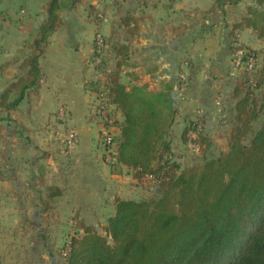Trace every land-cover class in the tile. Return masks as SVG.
<instances>
[{"label":"crops","instance_id":"1","mask_svg":"<svg viewBox=\"0 0 264 264\" xmlns=\"http://www.w3.org/2000/svg\"><path fill=\"white\" fill-rule=\"evenodd\" d=\"M48 1L1 0L0 91L26 73L27 69L22 65L29 56V45L47 19ZM62 2L61 23L40 56L42 79L39 88L28 91L17 110L4 112L0 117V124L5 127L0 137L9 142L13 137L24 142L17 149L7 151L22 154L16 167L20 173L14 180L6 177L0 180V199L9 197L12 200L11 189L7 187L15 183L23 187L18 196L24 206L31 196L38 202L43 195L42 202L56 201L58 204L56 209L54 206L53 209L43 207L41 213H75L78 210L88 213L91 211L90 199L100 203L99 212L112 213L118 197L134 192V187L128 184L138 182L128 167L112 163L110 166L105 159V149L99 146L101 125L95 123L92 113L94 94L90 86L95 71L91 62L96 55V34L100 32L108 41L107 55L111 63L117 57L111 49L112 44L129 45V64L122 68L126 84L145 85L151 91L161 90L176 80L180 72H186V61H190L195 70L188 88L180 94L176 125L183 132L189 120L200 118L209 133L210 125L219 118L213 99L217 87L225 83L232 87L235 81L237 72L232 45L234 41L244 42L241 38L252 33L251 29L234 28L251 3L219 7L217 0H104L103 12L108 19L98 23L92 10L95 6L100 9L101 4L96 5L95 0ZM126 17L136 23L134 34L126 32L127 27L122 23ZM207 77L210 79L205 80ZM64 107L65 115L60 116ZM115 114L117 121H122L121 113ZM69 128L76 131L78 144L65 167L58 150L53 148L51 134L61 140V133ZM118 133L116 126L115 135ZM30 141L37 145L32 148ZM177 142L174 140V147L181 156L183 151ZM179 143L188 149V144L182 140ZM33 149L39 155L31 160L29 156ZM7 154L3 157L4 163H0V170H5L4 176L12 169L11 155ZM24 176L29 177L28 180ZM51 186L61 189L62 196L53 199L46 196L44 193ZM30 188L34 189L33 194ZM27 210L9 207L2 212L9 213L0 220L3 264L23 263L19 251L16 261L9 262L10 250L3 243L8 237L4 227L7 218H20L17 213H29Z\"/></svg>","mask_w":264,"mask_h":264},{"label":"trees","instance_id":"2","mask_svg":"<svg viewBox=\"0 0 264 264\" xmlns=\"http://www.w3.org/2000/svg\"><path fill=\"white\" fill-rule=\"evenodd\" d=\"M240 1L217 0V5ZM63 6L62 0L47 2V19L22 65L26 73L0 91V113L17 110L27 92L39 88L40 56L61 23ZM246 11L234 28L251 29L264 42V0H255ZM122 23L129 35L135 33L137 26L130 17ZM111 49L117 57L111 66L103 57L105 81L100 91L107 92L114 114L122 115V121H116L114 166L131 169L138 184L154 186L156 195L142 200L117 198L104 234L80 223L65 264H264V122L257 129L253 126L259 119L255 92L264 84V64L261 67L257 53L238 44L231 48L234 62L239 51L244 55L233 84L234 124L228 151L212 155L204 123L191 119L181 140L189 147L196 144L202 157L199 163L183 166L172 128L193 64L187 60L188 73L180 72L161 90L151 91L145 85L123 82L129 45L115 42ZM99 55L96 45L93 63ZM251 58L255 73L247 68ZM47 192L52 199L62 196L56 186L47 187ZM55 202H44L45 208L51 209Z\"/></svg>","mask_w":264,"mask_h":264},{"label":"rangeland","instance_id":"3","mask_svg":"<svg viewBox=\"0 0 264 264\" xmlns=\"http://www.w3.org/2000/svg\"><path fill=\"white\" fill-rule=\"evenodd\" d=\"M96 5H100V9L96 6L94 10V17H96L97 22L99 21H107L108 17L103 12V1L95 0ZM240 2L244 3H251L250 5H253L255 3V0H241ZM249 6L246 7V9ZM247 11H245V14ZM103 15L104 19L100 18L99 16ZM252 31V30H251ZM97 35V34H96ZM237 39V37H235ZM244 42H235L234 46L238 47L239 45L245 46L248 49L254 50L257 55L259 56V64H264V42L260 40L256 33L254 31L248 32L243 38H241ZM108 46L103 51L102 57H106L109 64L113 65L111 63V59L108 57ZM107 52V53H106ZM92 65L95 66V62H91ZM103 63L101 67V71H99V75L92 74V77L90 79V86H91V92H93V97L91 98V109L92 113L95 118V123L99 126L101 125V132L99 133V146L101 149H105V142L103 141L102 135V114L101 109L99 106V101L96 97L98 93H101V89L103 88V81L105 78H103ZM188 73V68L186 67ZM236 69V67H235ZM185 73V72H184ZM180 75V74H179ZM178 75V77H179ZM105 77V76H104ZM210 77L205 78V80H209ZM100 81V84L97 83ZM189 84V79H188ZM234 84V83H233ZM231 85V84H230ZM185 88H188L187 86ZM99 89V90H98ZM187 90V89H186ZM221 91V92H219ZM103 92V91H102ZM188 93V92H187ZM232 93H233V85L230 87L227 85V83L223 84V86L218 85L217 91L214 95V103L215 107L218 111L219 118L218 120L211 124L209 129L210 132L206 133L209 135L212 141V146L210 147V153L212 155H219L220 153L228 151L229 148V132L233 128V120L232 116H234L231 113V107H234V100L232 99ZM256 93V98L258 101V111H259V119L254 122L253 126L257 129L261 126V124L264 122V84L259 88ZM220 95L223 99L222 105H218L216 103V97ZM64 110L65 107L63 108ZM228 109V111H227ZM221 111V113H220ZM230 111V112H229ZM3 116V113H0ZM228 115V116H227ZM228 117L229 121L225 119V117ZM226 117V118H227ZM112 118L117 121L116 114H112ZM5 127L3 124H0V133L4 132ZM14 131H16L14 129ZM182 129L176 125V122L172 128V136L175 141H178L177 143L180 145V152L181 154V163L183 166H191L196 163L200 162L202 150L199 151L194 150L193 148H188L181 146L179 141H181L182 136ZM63 133H61L62 136ZM60 136V137H61ZM53 138V148L54 150H58L59 155L61 156L62 165H65V167H68V162L70 161L68 155L65 154V147L62 142V138L56 139V136H52ZM78 138V137H77ZM24 142L17 140L15 137L9 142L4 140L3 137H0V163H4V155L7 154L8 149H16ZM30 145L32 148L37 145L33 141H30ZM39 145V144H38ZM41 145V144H40ZM191 145V144H190ZM18 146V147H17ZM39 147V146H38ZM116 147V146H115ZM175 148V147H174ZM191 149V150H190ZM34 150V149H33ZM176 150V148H175ZM64 152V153H63ZM37 153V154H35ZM11 155L10 160V166L12 169L6 172L5 176L2 175L4 173V169L0 170V180H2L4 177L6 178H18L17 175H19L20 171L16 169L18 162L22 158L21 153H8ZM7 154V155H8ZM9 155V156H10ZM37 155H39L38 151L33 152L31 156V160L33 158H36ZM103 159V157H102ZM7 163V162H6ZM110 164L109 162H107ZM110 166H113L110 164ZM16 176V177H15ZM26 180H28L29 177L24 176ZM25 180V181H26ZM11 185V186H10ZM8 189H11L12 193V200L9 197H6L5 199H0V220L3 219L2 217L4 215H7L9 213H2L6 208H15V209H21L22 210H30L29 213H17L20 214L21 217H13V218H7L6 224L4 227V230L6 231L7 238L5 240V245L7 246V249L10 250L9 253V262L14 263L16 261V253H20L22 264H65V255L67 253V250L70 246L71 238L76 234V231H78V226L80 223H84L88 226L94 227L97 231L104 234V228L108 223V219L115 213V209L112 213L107 211L106 213L99 212V204L96 200L93 201V199H90V208L91 211L88 213H83L81 210L75 211V213H41L40 210L45 207V203L42 202L44 199V195L42 196L41 200L38 202L33 201V197L26 199V205L24 206L23 200L20 199L19 191H22L23 187H21L19 184L12 183L10 184ZM129 187H134V192H127L126 195L128 196H121L118 198L121 199H134V200H142L152 197L153 195H156V189L154 186L150 185L149 183H140V184H128ZM25 189H28V187L25 186ZM29 191L33 194L34 189L30 188ZM29 192V193H30ZM44 193L46 196L48 195V192L45 191ZM31 194V195H32ZM1 198V196H0ZM11 200V201H10ZM35 203H38L35 205ZM50 205V204H48ZM23 206L25 208H23ZM51 207V206H50ZM58 207V204H54V209ZM78 207V206H77ZM53 209V208H51ZM99 212V213H98ZM80 231V230H79ZM1 243V242H0ZM2 256L0 255V264H3V261L1 260ZM19 258V256H18Z\"/></svg>","mask_w":264,"mask_h":264},{"label":"built area","instance_id":"4","mask_svg":"<svg viewBox=\"0 0 264 264\" xmlns=\"http://www.w3.org/2000/svg\"><path fill=\"white\" fill-rule=\"evenodd\" d=\"M99 1H104V0H99ZM114 1V0H112ZM142 1V0H139ZM100 18L104 19L103 15L99 16ZM96 45L98 48V52L100 53V55L96 58L95 61V75H99V71H101V66H102V62H103V51L106 48V41H105V37L103 36V34H101L100 32L97 33L96 35ZM244 55L243 51H239L237 54V58L235 61V66L236 67H241L243 65L242 63V57ZM247 68L248 70H250L251 72L255 73L256 69H255V59L251 58L249 60V62L247 63ZM182 79L184 80L186 78L185 74L181 75ZM103 78L104 74H103ZM105 81V80H104ZM98 101H99V106L101 109V114H102V122H103V126H102V135L101 137L103 138V141L105 142V159L106 161H108L109 163L114 164L115 163V154H116V147H115V143H114V136H115V127L117 126L116 124V120H114V118H112V114H114L113 110V106L108 105V100H107V92H101L98 93L96 95ZM222 97L221 96H217L216 98V103L218 105H222ZM65 115V110L61 109L60 110V116H64ZM62 142L63 145L65 147V154L70 156L72 155L76 148H77V144H78V138H77V133L74 129L69 128V129H65V131L63 132L62 136ZM190 148H193L196 151H199V147H197L196 144L191 143ZM149 179H153V177H149Z\"/></svg>","mask_w":264,"mask_h":264},{"label":"water","instance_id":"5","mask_svg":"<svg viewBox=\"0 0 264 264\" xmlns=\"http://www.w3.org/2000/svg\"><path fill=\"white\" fill-rule=\"evenodd\" d=\"M111 243H113V242H111Z\"/></svg>","mask_w":264,"mask_h":264}]
</instances>
